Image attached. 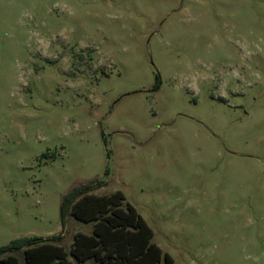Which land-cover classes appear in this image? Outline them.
Returning a JSON list of instances; mask_svg holds the SVG:
<instances>
[{
  "label": "rangeland",
  "instance_id": "obj_1",
  "mask_svg": "<svg viewBox=\"0 0 264 264\" xmlns=\"http://www.w3.org/2000/svg\"><path fill=\"white\" fill-rule=\"evenodd\" d=\"M93 178L178 264H264V0H0V244L69 249Z\"/></svg>",
  "mask_w": 264,
  "mask_h": 264
},
{
  "label": "trees",
  "instance_id": "obj_2",
  "mask_svg": "<svg viewBox=\"0 0 264 264\" xmlns=\"http://www.w3.org/2000/svg\"><path fill=\"white\" fill-rule=\"evenodd\" d=\"M100 179L81 182L67 191L60 202L62 225L68 214L92 222L90 232L77 231L69 249L59 234L19 235L0 244V264H75L90 257L101 264H178L173 256L154 242L153 230L120 188L95 192Z\"/></svg>",
  "mask_w": 264,
  "mask_h": 264
}]
</instances>
